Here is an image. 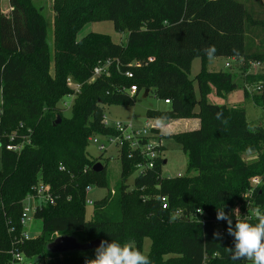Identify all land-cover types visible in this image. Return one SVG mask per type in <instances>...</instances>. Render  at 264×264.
I'll return each instance as SVG.
<instances>
[{"label":"trees","instance_id":"1","mask_svg":"<svg viewBox=\"0 0 264 264\" xmlns=\"http://www.w3.org/2000/svg\"><path fill=\"white\" fill-rule=\"evenodd\" d=\"M252 1L54 0L52 57L40 10L31 0L8 1L10 12L0 11V264L11 263L12 247H19L30 258L44 257L40 259L43 264H85L94 258L95 248L51 253L48 245L58 235L73 236L83 244L134 239L133 246L141 250L147 237L152 264H251L233 259L228 251L234 247L233 237L227 233V222L218 221L216 213L222 206L232 213L241 194L253 202L252 212L241 211V220L256 223L253 210L264 211V152L251 164L242 159L244 151L256 149V141L264 139V128L251 125L243 108L212 103L206 96L212 87L218 95H225L238 86L230 70L207 69L213 57L243 62L239 69L245 95L249 96L248 80L256 85L263 82L264 90V73H247L249 61L259 58L264 62V52L252 51L247 36L251 25L264 26V20L252 15ZM102 20L127 32L126 42L116 43L98 32L79 37L87 23ZM196 57L204 65L191 79ZM108 59L109 74L88 81L94 68ZM127 70L132 77L125 76ZM68 78L82 84L74 94L69 117L58 106L64 96L74 93ZM132 85L137 87L133 96L120 90ZM146 89L170 105L164 111L149 110L148 117L200 118L199 128L176 134L188 171L197 174L163 177V159H159L153 169L137 174L130 188L125 180L136 171L138 156L130 159L124 149L122 183L114 193L94 201L87 219V188L108 184L106 165L94 169L98 160L88 154L89 138L115 133L112 126L103 124L105 106L134 105L136 96ZM263 90L251 97L264 113ZM217 113L222 114L220 119ZM58 117L61 120L56 123ZM153 133L158 139L157 131ZM11 135L15 144L24 143L21 150L6 148ZM256 176L260 183L253 186ZM40 180L49 183L58 198L56 204L35 211L34 217L42 220L41 232L25 240L20 223L23 200ZM148 189L157 190V196L142 195ZM162 197L167 200L165 208ZM179 209L197 218H201L197 210L202 209L203 222L198 232L174 239L170 231L182 220L175 215ZM232 219L234 225V213ZM215 231L223 239H214ZM178 242L180 251L174 252Z\"/></svg>","mask_w":264,"mask_h":264},{"label":"rangeland","instance_id":"2","mask_svg":"<svg viewBox=\"0 0 264 264\" xmlns=\"http://www.w3.org/2000/svg\"><path fill=\"white\" fill-rule=\"evenodd\" d=\"M9 0H1L0 2V11L4 14H8L10 12ZM32 3L40 10L41 14L44 17V21L47 28V43L49 46V50L51 53V57L53 55V44H54V16L55 12L53 9L54 0H31ZM252 1V0H251ZM249 8L252 10L253 17H259L261 20H264V1H252L249 3ZM251 23V22H249ZM89 32H98V33H105L108 34L111 39L116 43H124L127 40V32H120L117 31L114 27V24L110 20H102L96 22H89L87 23L83 29L79 33V37H83L84 35L88 34ZM248 39L249 42L253 44L252 51H262L264 52V26L259 24L258 26H250L248 31ZM258 61L261 62L263 68L259 69L258 71L255 69L250 70V73L255 72H263L264 73V62L262 59L256 58ZM226 62L232 63V67L229 69L225 66ZM243 62L239 60L236 62L234 60H230L226 57H217L211 59L207 62V69L212 71H219L221 70H230L232 73L236 74L233 77V80L238 84V86L233 89L232 91L228 92L225 95H218L217 92L213 89V87L208 92L206 99L209 102L216 103L219 105H226L228 107L238 106L245 110V119L253 126L262 127L264 128V113L260 107L254 105L251 95L256 94L258 91L256 90V83L254 80H248L247 90L249 93L245 95V90L243 87V77L240 73L239 65ZM204 65L203 59L200 57H196L192 61L191 71H190V78L194 79L195 76L201 71L202 66ZM54 67L53 62L51 61L49 65V72L51 75L54 74ZM257 73V74H258ZM194 88L197 97H200L199 89L197 82L194 81ZM263 90V89H262ZM264 92V90L262 91ZM143 92L139 93L136 96L135 104L134 105H126V104H110L105 106L104 109V116L107 118L108 122L112 124V122L116 120H122L127 123H132L134 127L138 129H143L147 127L150 129L151 124H156L158 129L155 130L158 133V140L161 141L164 148L161 151V157L163 160L162 164V176L163 177H177V176H193L197 174L196 171H188L187 169V157L182 150L181 144L176 139V134L184 133L188 130L197 129L200 127L201 121L198 117H189V118H180V117H173L168 119L165 118H151L148 117V111H164L169 109L170 105L165 103L164 98H157L153 92H150L148 96L143 97ZM72 96L66 95L64 96L60 102L59 107L63 108V114L67 117L71 116V104H72ZM2 102V91L0 88V108ZM197 110V107L195 108ZM197 119L196 127H193L192 124L188 126H184L185 120H192ZM187 122V121H186ZM151 132V131H150ZM256 149L246 150L242 153V159L251 164L252 162H256L260 154L264 152V139H259L256 141ZM87 151L89 156L92 159L98 160L102 164L106 165V174L108 178L107 186L101 185H92L91 189L87 193V199L92 201H100L103 200L107 194L117 188L123 181L122 179V169L123 164L121 161V157L119 154V150L115 146H110L105 152H101L97 145L89 142L87 146ZM1 153H2V146L0 142V169L2 168L1 162ZM137 176V172L131 174L125 180V183L129 185L130 188L133 187L134 180ZM148 195L151 197L157 196V190L155 189H148L146 192L144 191L142 195ZM252 200H249L245 197V194H241L239 199L235 203L234 209L238 208L239 212H243V214H247L250 208L253 207ZM93 205H86L85 208V217L87 219L91 218L93 213ZM252 206V207H251ZM255 208V207H254ZM255 212V209L253 210ZM175 215L181 217L182 220L180 222H176L173 224L171 228V235L174 239H177L178 236L182 234H193L194 232L199 231V225L202 224L201 219L195 217L186 216L182 213V210L179 209L175 212ZM25 229L30 236V238L36 237L40 234L42 229V220L33 217V220L27 222ZM59 236V235H58ZM57 236V237H58ZM124 242H129L130 244L134 245L135 240H127ZM179 242L177 245H174V252H179L180 247H178ZM151 248V240L150 238H144L142 242V251L146 254L150 251ZM27 259L26 262L28 264H43V262L37 261L34 262L35 258H30L26 255ZM11 264H19L17 262H13Z\"/></svg>","mask_w":264,"mask_h":264},{"label":"built area","instance_id":"3","mask_svg":"<svg viewBox=\"0 0 264 264\" xmlns=\"http://www.w3.org/2000/svg\"><path fill=\"white\" fill-rule=\"evenodd\" d=\"M229 59L234 61L236 60L235 58H229ZM110 63L111 60L108 59L103 64L96 66L94 68V73L92 77L88 81L91 82L96 77L102 76L104 74L108 75ZM225 66L230 67L231 63L226 62ZM262 68L263 66L260 61L251 60L249 61V68L247 73H250L251 72L250 70L252 69L258 71L259 69ZM124 74L127 77H132L133 75L130 70L125 71ZM262 83H259L258 85L255 86L258 92L261 91L263 88ZM67 85L70 88H72L74 91V93L70 95L72 96V98H74L75 96L74 94L77 93L82 86L81 83L75 82L71 78L67 79ZM120 90L122 92H127L130 96H133L137 92V87L135 85H132L129 88L122 87ZM168 102L169 100H165V103ZM103 124H105L106 126H112L115 129V133L110 135H93L89 138V142L96 144L101 152H105L110 146H115L119 150L120 157L124 149L127 150L128 152L127 157L130 159L135 158V155H137L138 158H135V162H136L135 172H137V174L143 173L144 171L149 169H153L156 166L157 161L159 159H162L160 147L163 144L161 143L160 140L154 137V133H153L154 130L158 129L156 121L154 122V124H151L150 129L147 128L149 125H147V127L143 129H138L134 127L132 123H127L122 120H116L112 122V124H110L107 118L104 116ZM14 139L15 137L11 135L10 142L7 144L6 148L8 150H13V151L21 150L23 148L24 143L19 142L15 144ZM259 183H260L259 177L256 176L252 179L253 186L259 185ZM90 189L91 187H88L86 192L88 193ZM57 198L58 196H55L53 194L51 185L49 183H45L40 180L36 185L32 187L31 192L28 193L25 199L23 200L22 213L20 218V223L23 227L22 237L25 240L30 239V236L28 235L25 226L27 225V222L33 220L35 211L38 208H41L43 205L56 204ZM161 201L163 207L165 208L167 206L166 198L162 197ZM93 204L94 201L88 200L86 194V205H93ZM196 213L201 215L200 219L201 222H203L202 214L199 213L198 211ZM9 253L11 254L12 257L11 263L17 262L19 264H28L26 262L27 257L25 253L19 247H12Z\"/></svg>","mask_w":264,"mask_h":264},{"label":"clouds","instance_id":"4","mask_svg":"<svg viewBox=\"0 0 264 264\" xmlns=\"http://www.w3.org/2000/svg\"><path fill=\"white\" fill-rule=\"evenodd\" d=\"M217 113V119L221 118ZM225 206L217 208L216 219L227 222V233L233 237L234 247L228 248L233 259H245L251 264H264V211L256 210L254 215L256 223L239 218V209H233L232 213L225 212ZM203 214L202 209L197 210ZM235 214L233 225L232 214ZM214 239H223L219 231L213 233ZM94 258L85 260V264H152L148 254L133 246L129 242L118 240H101L94 250Z\"/></svg>","mask_w":264,"mask_h":264},{"label":"water","instance_id":"5","mask_svg":"<svg viewBox=\"0 0 264 264\" xmlns=\"http://www.w3.org/2000/svg\"><path fill=\"white\" fill-rule=\"evenodd\" d=\"M149 90L146 89L143 92V97L148 96ZM60 117L56 119V123L60 122ZM166 162V160H164ZM102 163L97 162L94 165V169L96 171L102 170ZM101 240H95L86 244L80 243L75 237L69 235H60L55 238L49 245L48 250L51 253H66L70 251H78V250H89L94 249L99 246ZM41 259V257L35 258L34 262H37Z\"/></svg>","mask_w":264,"mask_h":264},{"label":"crops","instance_id":"6","mask_svg":"<svg viewBox=\"0 0 264 264\" xmlns=\"http://www.w3.org/2000/svg\"><path fill=\"white\" fill-rule=\"evenodd\" d=\"M214 58H217V57H213V58H209V60L208 61H210L211 59H214ZM229 59V58H228ZM231 60V59H230ZM210 71H212V70H210ZM187 121V122H186ZM197 119L195 120V119H192V120H185V121H182V122H184V126L186 127V126H188L189 124H192L193 125V127H196V125H197ZM167 162V161H166Z\"/></svg>","mask_w":264,"mask_h":264}]
</instances>
